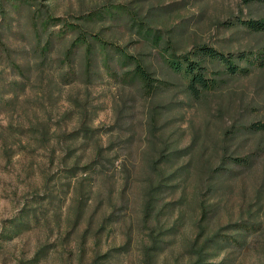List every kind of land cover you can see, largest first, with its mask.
<instances>
[{"label":"rangeland","instance_id":"obj_1","mask_svg":"<svg viewBox=\"0 0 264 264\" xmlns=\"http://www.w3.org/2000/svg\"><path fill=\"white\" fill-rule=\"evenodd\" d=\"M18 1L0 14V264H264V29L248 23L264 2L140 0L151 21L134 27L131 0H36L55 17L42 33ZM78 35L89 69L77 39L62 59ZM200 46L217 56L194 98L183 55ZM138 52L164 80L151 93L130 77ZM165 143L183 156L160 161ZM183 163L158 188L156 166Z\"/></svg>","mask_w":264,"mask_h":264},{"label":"trees","instance_id":"obj_2","mask_svg":"<svg viewBox=\"0 0 264 264\" xmlns=\"http://www.w3.org/2000/svg\"><path fill=\"white\" fill-rule=\"evenodd\" d=\"M245 1H249V0H245ZM256 1L264 2V0H256ZM5 3L8 4V7L9 6L12 7V9L8 8V13L9 12L11 13L14 10L17 12L21 11L19 9V7H21V6H19V5H22V3L20 4L19 1L16 2V4H17L16 5V4H14V0H0V14H2V12L4 10H6ZM129 3H131V4H129V6L134 11V19L136 18V19L140 20V22H138L134 19L132 20L134 27H138L137 24L143 25V23L144 24L150 23L151 20L148 18L150 15V13H149L150 8H149V10L143 11L144 5L142 3H140V0H133V1L131 0ZM27 5H28V8L30 9V12H31V20L32 21L34 20L36 25H38L37 30L42 32V33H46L47 31H49L52 21L55 20V17H54L52 10H51L50 4H47L45 6L42 3L37 2L36 0H28ZM6 17H7V14L3 18H6ZM131 18H132V16H131ZM248 23H249L250 27H252L254 29H257V30L264 29V23L263 22L260 23L259 21L251 19L248 21ZM69 27L71 28V31H76L77 30V23L76 22L72 23L71 25H69ZM67 29H68V27H67ZM67 33L68 32H65V34H61V36H59V37L63 39ZM51 34H55V32H51ZM76 39L78 41V44H80L82 42L79 45V47H83L85 55L87 53L86 64H87L88 69H89V67L91 66V55L93 54V48L95 47V45L93 42H91L89 40L87 35H83V37L80 35L76 36L71 41V44L67 45V47L64 49L62 59L68 60L71 53H74V51H76V46H74ZM39 42H41V40L38 41V44L41 47V49L39 51L47 52L48 50H50L51 40L46 41L45 44L43 43L44 45L40 44ZM97 47H99V46H97ZM99 49H100V47H99ZM138 54L140 55L139 57H137L136 54H129V53L125 54L126 55V59H125L126 62H130V61L135 62L134 66L132 68H130V71H129V73H131L130 77L132 80L140 81L142 83V88H144L145 91L151 93V92H153L155 87L158 86V84L163 86L164 80L159 78L156 75L155 71L150 67L149 63L145 59V55H143L144 53L138 52ZM216 54H217L216 52L209 50L207 47L200 46L198 48V50H196L194 52L189 51V52H187V54L183 55V57H184L183 65H184V69H185L184 73L187 77L186 78L187 83H186L185 88L187 89L188 93L191 94V96H193L194 98H200L202 96L203 90L206 91L211 87L213 79L212 78L210 79L207 76L206 58L208 56L216 57L217 56ZM220 58H221V61L224 60V58H222L221 56H220ZM176 62L177 61L172 62V64H171L172 68L174 70L175 69L180 70L181 67H183L181 65L182 62H177V63ZM81 129L84 131V135H88L87 131L90 132V135L92 137L95 135H99V132L97 131L96 128H90V127L85 128V127H83ZM181 156H183V149L179 148V146L174 145L173 143H165V145L160 150V154H159L160 161L162 160V162L164 161L165 163H168L171 161L172 162L176 161V159L180 158ZM190 159L192 160L193 157ZM188 162H190V160ZM171 168L172 169L167 170V169L163 168V166H159V165L156 166V170L158 171L157 173L159 175V180H158V184H157L158 188L159 187H174L175 185H179L178 183H182V181L186 178V176L190 172V167L186 163L180 164L176 167H175V164H172ZM214 168L215 167H213V168H211V170H209L210 176L216 175L217 170H214ZM209 169H210V167H209ZM209 187L211 190L213 189V182H211ZM201 206H202V215H203V217H205L207 215V211H208L207 207H205L204 204L203 205L201 204ZM220 237L221 236L218 233L211 234L210 237H207L204 240V242L200 245L198 252H197V254H198L197 256L213 255V253H210V251H208V249H210V248L212 249L213 245L220 247L218 244V240ZM202 260H205V259L200 257L196 261V264H205L206 262H204V261L201 262Z\"/></svg>","mask_w":264,"mask_h":264}]
</instances>
